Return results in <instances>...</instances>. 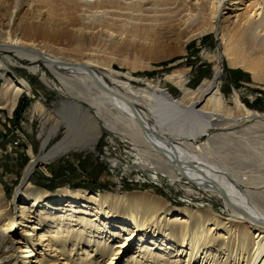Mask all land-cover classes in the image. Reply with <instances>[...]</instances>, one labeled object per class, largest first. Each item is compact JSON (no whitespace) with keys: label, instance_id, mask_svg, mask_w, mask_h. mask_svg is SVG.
I'll list each match as a JSON object with an SVG mask.
<instances>
[{"label":"bare ground","instance_id":"1","mask_svg":"<svg viewBox=\"0 0 264 264\" xmlns=\"http://www.w3.org/2000/svg\"><path fill=\"white\" fill-rule=\"evenodd\" d=\"M0 10V51L29 61L28 70L51 86L38 65L42 61L68 91L84 94L94 107L96 125L83 144H96L102 125L127 138L138 153L132 165L122 168L110 159L112 166L123 173L140 170L159 183L166 178L171 185L186 178L222 201L231 217L222 219L210 209L175 210L149 193L90 199L83 192L48 195L28 183L34 160L16 191L15 211L0 185V264H114L125 255L133 264H264V114L251 112L237 93L227 109L218 86L223 57L231 68L251 75L253 88L264 91V0H0ZM157 18L167 19L178 46L208 33L221 42L222 57L206 56L213 63L212 78L197 89L187 88L181 76L167 78L179 88L178 100L157 86L135 90L109 67L103 73L93 66L99 47L129 46L115 40V30L151 28ZM52 43L70 44L75 53L53 56L46 48ZM0 81V107L11 113L31 88L4 72ZM33 109L41 110L38 104ZM250 122L233 134L242 140L208 135L211 129ZM66 125L63 143L48 157L82 143L70 142L73 130ZM206 135V142L196 143ZM246 149L258 156L250 159Z\"/></svg>","mask_w":264,"mask_h":264},{"label":"rangeland","instance_id":"2","mask_svg":"<svg viewBox=\"0 0 264 264\" xmlns=\"http://www.w3.org/2000/svg\"><path fill=\"white\" fill-rule=\"evenodd\" d=\"M1 13H4L3 10H0V16ZM166 22L167 19L157 18L151 24L152 29L144 26L138 30H115L117 34L115 40L120 42L124 39L121 42L129 43V46L99 47L94 51L97 55L95 60L97 64L93 66L103 73H108L109 67L117 80L129 83L135 90L146 89L148 85L157 86L176 100L181 98V92L167 79L170 76H181L185 79L187 88L197 89L203 81L212 78L213 63L206 56L219 54L222 57L221 42L216 33H208L194 37L183 46H178L176 40L170 37ZM39 41L41 42L40 39L37 40ZM69 45L52 43L46 48L51 55L63 58L69 55V51L71 54L75 53L73 46ZM134 47H138L137 52L133 51ZM5 56L10 58L12 64L5 61ZM220 64L222 73L218 86L224 96L227 109L232 108L231 100L237 93L251 112L263 115L264 91L252 87L251 75L241 68H231L223 57ZM32 65L13 53L6 54L0 51V72L24 80L31 88L29 95L26 93L20 95L18 104L11 113L0 107V185L4 190L6 201L10 203L11 211H15L20 205L15 199V194L22 184L29 164L37 160L28 183L31 188L46 191L48 195L63 191L78 196V192H83L86 193L84 196L90 199L96 197L95 195L99 197L149 193L175 210L210 209L222 219L231 218L223 208L222 201L205 194L186 178L174 181L171 185L167 183L166 178L159 183L158 178L152 180L140 170L123 173L120 168L112 166L110 159L116 160L122 168L130 166L135 163L138 153L127 138L104 130L102 125L100 126L103 133L97 143L93 146L83 144L89 140L90 133L95 128L96 123L92 118H97L94 107L85 101L88 99L87 96L68 91L64 84L45 69L43 62L39 61L38 65L47 72L49 81L53 84L46 85L28 70ZM1 83L0 81V90ZM21 99L29 100V104L17 121L14 110ZM36 104L40 106V112L34 111ZM137 108L146 114L151 126L158 128L150 111L141 103L137 104ZM67 123L73 130L69 138L70 142L82 141V143L59 155L48 157L54 148L63 143ZM250 125L251 122L231 127L223 126L209 130L208 135L225 133L229 139L238 141L243 138L233 134ZM166 137L171 139V136L166 135ZM207 139V135L202 136L196 143L206 142ZM250 151L252 150L245 151L250 153L248 154L250 159H254V154L258 156L257 152H253L252 155ZM45 156L47 160L40 161ZM139 156L141 157L142 154L140 153ZM159 170L156 172L165 177L159 173ZM87 186L92 187L93 190L86 188ZM93 231L91 229L92 233ZM77 253L74 252L73 258ZM131 260H133L131 255L119 256L114 260V264H133Z\"/></svg>","mask_w":264,"mask_h":264},{"label":"trees","instance_id":"3","mask_svg":"<svg viewBox=\"0 0 264 264\" xmlns=\"http://www.w3.org/2000/svg\"><path fill=\"white\" fill-rule=\"evenodd\" d=\"M28 104H29V100H27V101L24 99L20 100L19 105L14 110L15 111V119L17 121L20 118V116L22 115V113L25 111V109L28 107ZM86 188H90L91 190H93L92 187H90V186H87Z\"/></svg>","mask_w":264,"mask_h":264},{"label":"water","instance_id":"4","mask_svg":"<svg viewBox=\"0 0 264 264\" xmlns=\"http://www.w3.org/2000/svg\"><path fill=\"white\" fill-rule=\"evenodd\" d=\"M33 170H34V168L29 172V174H28V176H30L31 175V173L33 172Z\"/></svg>","mask_w":264,"mask_h":264}]
</instances>
